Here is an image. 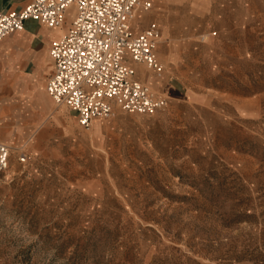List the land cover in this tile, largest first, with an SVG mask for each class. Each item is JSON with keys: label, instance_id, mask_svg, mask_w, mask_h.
I'll return each mask as SVG.
<instances>
[{"label": "rangeland", "instance_id": "374dc122", "mask_svg": "<svg viewBox=\"0 0 264 264\" xmlns=\"http://www.w3.org/2000/svg\"><path fill=\"white\" fill-rule=\"evenodd\" d=\"M159 6L167 108L54 107L0 171V264H264V0Z\"/></svg>", "mask_w": 264, "mask_h": 264}, {"label": "built area", "instance_id": "2783aa9c", "mask_svg": "<svg viewBox=\"0 0 264 264\" xmlns=\"http://www.w3.org/2000/svg\"><path fill=\"white\" fill-rule=\"evenodd\" d=\"M150 6L149 0H30L21 10L0 11V40L27 20L61 27L69 14V28L49 48L54 72L46 91L54 103L74 111L85 129L118 111L152 115L167 108L168 97L139 80L134 65L164 72L156 55L160 34L155 23L139 33L131 26L136 11ZM12 150L0 141V171L8 169ZM16 150L26 163L28 154Z\"/></svg>", "mask_w": 264, "mask_h": 264}, {"label": "crops", "instance_id": "0c3cea01", "mask_svg": "<svg viewBox=\"0 0 264 264\" xmlns=\"http://www.w3.org/2000/svg\"><path fill=\"white\" fill-rule=\"evenodd\" d=\"M29 1L0 0V11L21 10ZM149 1L150 8L138 9L132 18L131 26L135 33H139L150 23L156 24L160 34L156 45L157 55L162 28L167 30L168 25L155 17L160 8V0ZM217 1L222 3L228 0ZM70 22L69 14L61 27L54 28H48L35 20H27L22 30L10 33L0 40V141L10 147H22L27 154L29 152L27 145L36 136V132L40 137L41 133L43 135L47 130V121L52 117L53 108L64 106L54 103L46 91V85L54 72V63L49 55L50 45L67 31ZM211 34L215 35L216 32L213 31ZM170 53L175 52L171 49ZM169 59L168 64L176 62H170ZM158 60L160 61L159 58ZM134 66L139 80L163 93L160 89L164 85L158 84L164 80L165 68L161 75H156L144 66L143 69L139 68L141 65ZM153 77L154 80L156 78L155 82ZM169 81L170 78L166 83ZM66 108L71 116L77 119L76 113ZM54 111L58 112L57 109ZM52 118L56 119L54 116Z\"/></svg>", "mask_w": 264, "mask_h": 264}]
</instances>
